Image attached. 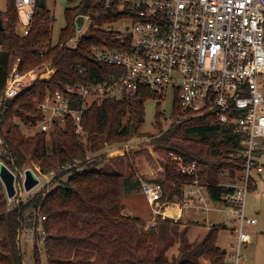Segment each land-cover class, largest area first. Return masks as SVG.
<instances>
[{"label":"built area","instance_id":"built-area-1","mask_svg":"<svg viewBox=\"0 0 264 264\" xmlns=\"http://www.w3.org/2000/svg\"><path fill=\"white\" fill-rule=\"evenodd\" d=\"M44 1L48 9L47 0ZM94 1L125 13L119 21L102 27L112 35L111 42L121 48L104 44L90 48L98 62L116 67L121 73L107 81L75 83L64 86L62 91L47 93L36 102V109L42 115V121L36 124L38 132L49 135L54 127L63 128L71 119L78 139L85 142L82 120L91 105L105 100L130 102L143 88L156 92L172 90L179 110L177 121L211 117L241 137V149L230 157L242 159L244 169L236 173L234 179L227 176L226 181L219 180L216 188L224 190L219 201L210 198L201 179V167L174 152H167V159L175 163L177 173L191 177L192 184L182 185L171 199L163 197L165 168L159 167L157 171L152 168L144 174L134 171L151 214L145 229L166 218L177 222L189 214L226 213L234 241L231 250L224 255L225 264H245L243 251L253 241L247 228L256 224L255 218L246 215L247 197L254 191L264 198V190H259L258 182L251 176L264 172V166L256 159L264 155V89L258 83L264 76V0ZM12 2L16 34L26 37L30 34L39 0ZM6 14L7 8L0 10L2 29L7 22ZM79 17L83 18L80 28L74 24L75 35L63 44L70 50L79 47L91 25L88 16H78L75 21ZM114 25L120 26L113 28ZM19 62V58L14 59L0 92L2 109L5 102L17 97L35 81H48L55 74L51 60L24 74L18 72ZM166 118L169 120L171 116ZM137 142L127 141L104 148L50 172L38 167H9L0 160V165L13 176L14 194L7 197L5 193L8 210L37 197L45 198L54 188L62 186L70 173H82L85 162L105 159L109 152L124 156L139 151ZM1 143L0 139V146ZM27 171L36 180L29 190L25 188ZM32 214L30 226L21 222L16 245L20 248L22 236L26 237L32 251L36 248L37 253L44 256L46 217L39 214L38 208H33ZM25 262L22 260V264ZM40 264H47L45 257ZM200 264L210 263L202 258Z\"/></svg>","mask_w":264,"mask_h":264},{"label":"trees","instance_id":"trees-1","mask_svg":"<svg viewBox=\"0 0 264 264\" xmlns=\"http://www.w3.org/2000/svg\"><path fill=\"white\" fill-rule=\"evenodd\" d=\"M7 10V22L0 31V92L16 58L20 60V74L47 60H51L56 71L50 80L35 81L17 97L5 102L3 109L0 106L4 154L0 155V160L18 169L33 160L43 172H50L73 159L83 160L105 146L122 144L136 136L144 122V99L152 95L160 97L156 91L143 88L130 102L105 100L91 105L82 120L85 142L78 139L71 119L63 128L54 127L49 139L42 132L25 137L14 123V119L23 125L41 122L42 115L36 109V102L47 93L62 91L66 85L98 83L120 75L118 68L98 62L90 48L104 44L120 49L118 43L111 42L112 35L104 32L102 27L119 21L125 13L94 0H79L76 6L65 10L66 25L53 43L51 25L54 18L48 9H36L30 34L26 37L16 34L12 0L7 2ZM78 16H88L91 25L79 47L70 50L63 44L75 35L74 24ZM175 104L172 117L179 111L177 102ZM161 115H156L159 128H162ZM170 127L158 140L160 147L182 156L187 162H196L202 169L201 179L210 198L219 201L224 192L216 188L220 175L226 173L229 179H234L236 173L244 169L242 159L230 157L241 149V137L211 117L177 125L175 122ZM218 136L220 139L215 140ZM103 159L83 163L82 173H70L62 186L54 188L45 198H34L11 210H8L0 182V264H22L25 260L16 245L17 230L21 222L30 226L33 208H38L39 214L46 217L44 257L47 264H200L202 258L210 264H225L222 249L217 245L223 224L212 225L199 242L189 243L186 239L188 229L177 233L179 222L174 224L166 218L143 230L139 218L122 215L124 194L132 192L138 184L133 174L123 176L97 168ZM166 167L163 197L171 199L182 185L192 184V178L177 173L175 163L170 160ZM167 222L177 225L173 230L180 240L179 256L170 261L165 257V251L171 245L165 239ZM190 224L195 225V222ZM42 258L35 248L28 264H40Z\"/></svg>","mask_w":264,"mask_h":264},{"label":"rangeland","instance_id":"rangeland-1","mask_svg":"<svg viewBox=\"0 0 264 264\" xmlns=\"http://www.w3.org/2000/svg\"><path fill=\"white\" fill-rule=\"evenodd\" d=\"M8 1L9 0H0V10L3 11L7 8ZM77 2L78 1L76 0H47V8L50 11L51 16L54 18V21L51 25L53 43L57 41L60 30L66 25L65 10L68 8H73L77 5ZM6 16L5 18L7 19ZM119 26L120 25H114L113 28ZM86 29L87 28H85V30ZM258 83L260 88L264 89V76L259 78ZM156 94L160 97L152 95L151 97L144 99L143 125L136 133V136L129 140L138 141L137 144L140 146V149H138L139 151L124 156H117V154L114 156L111 154V152H109L106 154V158L101 161L97 168H101L105 172H116L122 174L123 176H129L132 174L134 175V171L144 174L152 168L156 169L157 171L159 167L165 168L166 171V163L168 161L166 155L167 151L160 147L159 139H161L162 135L166 133L171 124L176 122L177 125L184 121H177L176 116H174L176 117L175 119L172 117V114L176 109L175 94L172 90H164L163 92H156ZM159 113L162 114L159 117V123L162 128H159L157 124L156 115ZM164 115L166 117L171 116V119H169L170 121L167 120ZM125 121L126 118L124 119V122ZM14 123L18 126L20 132L25 137H31L38 133L39 129L37 128L36 124L33 127L30 126L32 124L23 125L17 119H14ZM49 135H46L48 139ZM0 139L3 141L1 137ZM219 139V136L215 138V140ZM115 145L117 144L113 143L107 147L110 148ZM105 147L97 150L96 152L103 150ZM0 155H4L2 143L0 146ZM256 159L261 165L264 166V155L261 157H256ZM25 167H38L41 169L40 165L33 160L27 161ZM251 176L258 182L259 190H263L264 172L262 174L252 173ZM226 177L227 175L224 173L220 179L222 181H226ZM123 205L124 209L121 211V214L139 218L142 224L140 228L146 230L145 227H147V222H149L151 214L145 197L138 185L134 187L132 192L124 194ZM246 205V215L250 218H255L256 224L247 228L248 233L253 237V242L243 251L245 264H264V198L258 196L254 191H251L248 194ZM177 222H179L177 233L182 229H188L186 239L189 243L199 242L200 239L204 237L205 233L207 232V227L210 224H224V228L219 232L217 244L222 250H231L230 245L234 241V236L231 234L232 224L229 222V215L226 213L210 212L205 216H194L189 214L188 216L184 215V218ZM191 222H195V225H191ZM173 223L175 224L174 221ZM166 225L167 229L165 239L167 240L166 242L171 243V245L165 251V257L168 259V261H170L172 258L179 256L180 240L179 236H176L173 230L177 227V225H173L171 222H167ZM25 238L22 236L21 246L23 247L22 252L24 259L27 261L25 263L28 264L31 263L32 260V249L30 242H28V245H23Z\"/></svg>","mask_w":264,"mask_h":264},{"label":"water","instance_id":"water-1","mask_svg":"<svg viewBox=\"0 0 264 264\" xmlns=\"http://www.w3.org/2000/svg\"><path fill=\"white\" fill-rule=\"evenodd\" d=\"M38 7L41 9H46V4L44 0H39ZM83 18L79 17L75 21L76 28H80L82 24ZM0 31H2V25L0 24ZM0 182L3 185L4 191L7 194V197H12L14 194L13 189V176L12 174L4 167L0 166ZM36 184V180L33 177V175L27 171L26 172V182H25V188L26 190H29ZM225 251H222V254H224Z\"/></svg>","mask_w":264,"mask_h":264},{"label":"crops","instance_id":"crops-1","mask_svg":"<svg viewBox=\"0 0 264 264\" xmlns=\"http://www.w3.org/2000/svg\"><path fill=\"white\" fill-rule=\"evenodd\" d=\"M263 190H264V189H263ZM258 196H259V195H258ZM246 206H247V205H246ZM217 224H222V223H217ZM223 225H224V224H223ZM26 226H27V225H26ZM250 227H252V226H250ZM207 230H208V229H207ZM205 234H206V233H205ZM252 238H253V237H252ZM200 240H201V239H200ZM252 242H253V241H252ZM28 244H29V243L26 242V241L23 242V245H28ZM21 245H22V240H21ZM21 245H20V249L22 250L23 247H22ZM217 245H218V244H217ZM249 245H250V244H249ZM249 245H248V246H249ZM248 246H247V247H248ZM218 247H219V246H218ZM247 247H246V248H247ZM219 248H220V247H219ZM246 248H245V249H246ZM220 249H221V248H220ZM245 249H244V250H245ZM222 251H223V250H222ZM224 251H225V253L227 252V250H225V249H224ZM225 253H224V255H225Z\"/></svg>","mask_w":264,"mask_h":264}]
</instances>
